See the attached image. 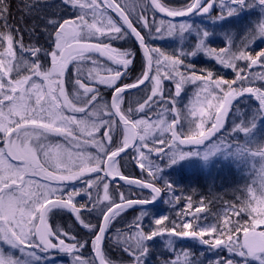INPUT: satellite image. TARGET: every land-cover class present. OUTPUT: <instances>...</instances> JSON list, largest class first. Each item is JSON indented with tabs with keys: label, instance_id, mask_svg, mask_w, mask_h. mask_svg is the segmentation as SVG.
Masks as SVG:
<instances>
[{
	"label": "snow or ice",
	"instance_id": "6c2138e0",
	"mask_svg": "<svg viewBox=\"0 0 264 264\" xmlns=\"http://www.w3.org/2000/svg\"><path fill=\"white\" fill-rule=\"evenodd\" d=\"M20 3L22 12L39 16L40 22L30 29H15L9 23L10 0H0V264H32L33 260L41 259L37 252L52 251L69 254L73 264H117L105 250L106 234L118 216L137 206L141 212L134 217L129 231L117 228L114 233L113 243L131 257L128 264H144L150 254L147 242L157 237L173 241L190 238L207 246L208 252L227 251V257L218 254L206 264H264V169L260 170L259 194L255 188H247V196L239 205L228 204L227 210L217 214L211 224L200 223L199 214L206 211L204 201L198 202L192 211L193 201L189 196L186 207L176 211L175 218L167 215L156 218L150 229L144 225L146 206L154 204L162 191L174 192L169 182L162 187L154 183L161 178L163 169L159 162L149 158L150 154L164 159L165 167L199 155L179 147L189 144L204 145V159L220 152H232L244 158L247 147L233 143L228 136L236 132L247 135L255 130V123L234 125L230 133L217 135L225 126L233 101L251 95L258 101L264 117V87L256 83L264 82V71L251 72L255 66L264 69V50L251 54L246 46L237 50L230 45L212 48L201 39L195 51L187 55L202 52L231 69L235 77L228 80L218 78L208 69L197 74L194 66L184 62L186 53L168 54L149 45L147 40L171 38L188 31L190 25L176 21L177 17L209 14L216 6L222 9L220 18H225L246 7L247 0H188L179 8L167 6L164 0H60L56 5L53 0H20ZM255 3L264 7V0ZM62 10L77 14L62 19L59 17ZM109 10L119 19H114ZM156 12L163 15L157 19ZM37 30L49 39L50 49L39 41L25 44L22 31H30L34 37ZM129 35L135 37L143 52L144 66L135 80L123 83L122 78L132 67L136 53L117 49L101 39H125ZM207 35L205 32L204 36ZM258 35L264 38V23L259 25ZM251 42L250 37L249 46ZM90 53L110 62L111 67H105L92 61L94 66L85 77L90 84L112 88L110 104L98 100V87L86 86L79 77L75 84L83 90L80 96L86 99L78 102L65 89L69 64L89 59ZM41 55L48 57L50 66L41 63ZM240 61L245 62V67H240ZM165 80L174 85V93L168 96L165 92L170 90L164 87ZM188 84L195 85L196 90L186 109L180 110L176 98ZM141 85L147 89L143 101H136L135 107L130 103L127 110L123 109L126 90ZM146 109H157L153 121L134 118L137 113L147 116ZM182 120H188L187 132L177 127ZM121 126L122 140L110 147L116 129ZM102 128L106 130L98 137L96 133ZM157 131L161 136L159 143L167 144L168 151L155 147V138L149 145V138ZM164 133H170V138L164 137ZM50 136L62 137L63 142L52 143ZM206 141L212 143L205 144ZM89 148H95L96 153L88 151ZM128 148H132L136 163L149 179L143 176L130 179L118 170L117 158ZM145 148L147 153L143 151ZM249 154L264 159V147ZM90 173L96 175L85 179ZM108 177H118L129 186L126 192L116 189L119 200L109 191ZM73 181L85 186L63 191L65 182ZM135 189H148L149 195ZM82 193L89 196L88 203L77 202ZM180 199L173 195L167 203L174 208ZM101 208L102 222L98 225L89 223L82 215ZM56 209L71 212L81 227L92 233L90 239L77 240L72 233L51 227L49 215ZM89 245L92 255L82 256V250ZM167 251L170 255L157 257V264H205L204 253L197 255L190 249L177 252L175 247Z\"/></svg>",
	"mask_w": 264,
	"mask_h": 264
},
{
	"label": "rangeland",
	"instance_id": "374dc122",
	"mask_svg": "<svg viewBox=\"0 0 264 264\" xmlns=\"http://www.w3.org/2000/svg\"><path fill=\"white\" fill-rule=\"evenodd\" d=\"M255 6L254 12L251 9H247V7ZM247 9L243 10L239 8L236 11V14L232 16H227L220 20L218 23L223 24V28L218 29L216 32V36H214L210 31L211 29L206 30L201 26L197 27L192 22H187L190 25L188 31L180 35H174L173 37H165L172 41H176L175 43L186 46L188 48L186 53V58L191 62L194 60L192 66L194 69H208L213 71V73L218 78H224L231 80L235 77V73L228 68H224L221 65L217 64L213 59L207 57L202 52H197L195 55H187L188 53H192L195 51L196 44L199 43L201 39H204L205 45L210 46L212 48H225L229 45L233 50L239 49L241 46H246L247 51L251 54L258 53L259 51L264 50V38L259 37L258 29L261 23H264V7L259 6L255 3V0H247V6L244 7ZM75 11H72L69 14H66L65 17L71 18L76 15ZM249 17H248V16ZM234 18L236 20L235 23L227 24ZM239 21V22H237ZM208 35L205 37L204 33ZM256 32V36H252V33ZM251 37V43L249 46V38ZM195 39V40H194ZM217 40L215 45L214 43H210V40ZM105 40V39H101ZM123 40V39H116ZM26 56V55H25ZM200 60V61H199ZM245 62L240 61V67H245ZM2 70V69H0ZM264 71L259 66H255L251 69L252 73H257ZM199 74V73H197ZM249 72H245V75H248ZM15 74L13 73V76ZM171 82V81H170ZM259 87H264V82L257 81L256 82ZM196 90V86L192 84L185 85L181 97L176 100V106L180 110H185L190 100L193 98V93ZM171 116V114H169ZM168 116V118H169ZM189 119H191L189 117ZM255 123L257 127L251 133L247 135L236 132L228 136V139L233 143H239L245 145L247 147L246 154L244 158H239L234 155L232 152H220L210 156L208 159H204L203 151L204 145H181L179 146L181 149L188 152H197L199 155L191 156L186 158L183 161H179L174 165L173 171L176 173V181L171 180V183L174 186V192L170 195H175L181 197L179 203L175 204L173 208L170 204L167 203L169 198H165L163 204L160 208L149 211L145 215L144 225L146 229H150L153 227V220L156 218H161L162 216H169L171 218H175V212L182 210L186 207V199L187 197H191L193 201V209L198 206V202L204 201L206 206V211L200 213L199 215L202 217L200 223L202 224H211L215 221L217 214H222L225 210H227V205L231 203H235L239 205L241 200L247 196V188H255L257 193L261 191L260 188V170L264 169V159L259 157L258 155H253L249 153H258L261 147H264V117L261 116L260 105L258 101L252 97L251 95H245L237 99V101H233V106L229 111V115L225 118V126L221 130V133L217 135L220 136L224 133H230L231 129L234 125L239 124H251ZM178 129H182L184 132L188 131L189 123L188 120H182L181 124L177 126ZM169 133H164V137H169ZM159 138H161L160 133L157 138V143L155 147L157 148H165V151H168V145H161L159 143ZM183 138V137H182ZM213 140H216V137H213ZM151 143V142H150ZM212 141H206L205 144H210ZM2 147V146H1ZM161 167L163 169L161 173L160 179H168V173L172 171L171 166L165 167L166 161L161 159ZM219 169L222 172L223 182L219 186H214L209 193V197L206 196H195L196 187L195 184L188 183L186 184L181 181L179 176V172L193 171L198 168L203 171L212 170V168ZM174 173V174H175ZM174 174H171V179ZM220 178V179H221ZM165 182V181H164ZM243 219H247L246 216L242 217ZM233 219H241V217H233ZM242 235V234H240ZM115 238H113L114 240ZM147 245L150 247L149 258L144 261V264H157V257L167 258L170 255V252L167 251L170 247H175L177 252L181 249L183 250H191L197 255L200 253H204L205 264L208 260L214 259L218 254L222 257H227V251H219V252H208L205 245H202L196 241H193L190 238L177 239L175 241L157 237L154 241H148ZM235 259L239 260V257H235Z\"/></svg>",
	"mask_w": 264,
	"mask_h": 264
},
{
	"label": "flooded vegetation",
	"instance_id": "af4514ba",
	"mask_svg": "<svg viewBox=\"0 0 264 264\" xmlns=\"http://www.w3.org/2000/svg\"><path fill=\"white\" fill-rule=\"evenodd\" d=\"M60 0H53V5L59 4ZM164 3L167 6H173V7H182L184 5H186L188 3V0H164ZM251 9L254 12L255 6H251V7H247V9ZM243 10H246V8H242ZM238 10V9H237ZM222 9L219 7L214 6L212 11L209 14H204V15H200V14H193L191 17L183 20V21H179V22H183V23H187V22H192L193 24L197 27V25L206 29V30H213L210 31L214 36H216L217 34L214 33V31H217L218 29H221L225 26H223V24L218 23L220 20H222L223 18H220V14H221ZM71 12V10H62L59 12V17L62 19H67V17H65L66 14H69ZM249 12V11H247ZM109 14L112 15L111 10H109ZM154 15L156 16L157 19H159L160 17H158L155 13ZM248 16V15H247ZM113 17V16H112ZM249 17V16H248ZM218 21V22H217ZM236 20L234 18L231 19V21L227 24L224 25H229L231 23H235ZM239 22V21H237ZM39 24V23H38ZM42 27V25H41ZM195 40V39H194ZM213 40H210V43ZM102 43H109V40H101ZM176 41H172L168 38H151L150 39V45L153 47H158L161 50L165 51L168 54H172V55H178L180 52H184L188 49L186 48V46L190 45H186V46H182L179 45L177 43H175ZM217 40H215V42H213L215 45ZM135 43V42H134ZM52 47V45H51ZM50 47V48H51ZM49 48V49H50ZM26 56H28V54H25ZM89 59H86L84 61L81 62H74V63H70L69 66L66 69V76H65V89L67 91V93L69 94L70 98L72 97L73 99H76L78 102L86 99L84 97L80 96V91L82 92L83 90H79L78 86L75 84V80L79 77L81 78L82 82L86 84V86H94V87H98L99 88V93H100V97H98V100H101V102L105 101L108 102V104L111 103L112 100V88L111 87H106L105 85H96L93 83L90 84V82L85 79V77H87L88 74V69L91 68L93 65L92 61L98 62L101 65L105 66V67H111L110 62L106 61L105 59L93 55V54H87ZM137 59L140 60V62H137ZM184 62L188 65L193 64L194 60H192L191 62L188 60V58H186V55L183 57ZM40 61H42V64L47 67L50 66V61L48 59V57L42 55L40 57ZM200 61V60H199ZM144 66V60L141 56V54L139 53V55H136L135 61L132 65V67L130 68V70L128 71L126 77L122 78V82L123 83H131L133 81V78L138 74V67H140L141 71L142 68ZM114 67V66H113ZM196 72L199 73V69H196ZM101 75H104L103 72H101ZM119 83V82H118ZM144 87V86H143ZM140 88L137 91L134 92H130V93H126L124 96V102L122 104V108L127 110L129 104L131 103L134 107L137 106L136 105V101H143V99L145 98L146 94H147V89L145 88ZM164 87L166 89H169V92H165V96L171 95V93H174V85L172 84V82H170L169 80H165L164 81ZM182 95V93H181ZM180 95V97H181ZM180 97H177L176 100H178ZM171 105H169L170 107ZM157 109H146L145 111L147 112V116L145 115V113H137L134 118L139 119V118H144V119H148L149 121H153L155 119V116L153 115V113L156 111ZM76 115L78 117L83 116L82 113H76ZM169 120L172 119L171 116H169L168 118ZM117 120V119H116ZM106 129L102 128L100 130V132L96 133V135L98 137L102 136L103 132ZM170 133H169V137L170 138ZM159 136V132L157 131L155 133L154 137L149 138L148 143L151 146V139L155 138L157 139ZM123 138V134H122V126L117 128L114 136H113V145L111 146H115V144H118ZM49 141L52 143H57V142H63V138L62 137H56V136H50L49 137ZM136 143H138V141H136ZM2 145H0L1 147ZM167 147H165L164 149H166ZM88 151L92 152L93 154L96 153V149L95 148H89ZM143 151H145V153H147V149H143ZM162 155V154H161ZM135 153L132 151V149L130 151H128L127 153H125L122 157L118 158V164H117V168L118 170L121 172V174L125 175L126 177L130 178V179H139L141 178V176H143L145 179H149L147 177V172L143 171L140 166L136 163L135 159H134ZM149 158L153 161H157L159 163H161V159L157 157V155L155 153L150 154ZM172 171H170L168 173L169 178L168 179H158L157 181H154V183L156 184V186H163V184L165 182H171V180L176 181L175 177H176V173L175 171H173L174 169V165L171 166ZM174 174L173 178L171 179V174ZM95 173H90L88 174L87 177H85V179H89L90 177L95 176ZM99 175H103V173H100ZM178 178H180L178 176ZM181 181L183 180V182H185L186 184H188L189 182L186 181V179L184 178H180ZM165 181V182H164ZM85 185L80 182V181H73V182H65L64 184V188L63 191L67 192V191H71L73 189L79 190L82 189ZM117 188L120 189V191H128L129 190V186L121 184L119 182H111L110 183V187H109V191L110 193L113 195V197L116 200H119V193L117 192ZM136 192H140L142 190L140 189H135ZM143 194H148L147 192L143 191ZM170 195L172 193H169ZM101 195H102V186H101ZM162 195V193H161ZM135 198V197H133ZM77 202L78 203H88L89 202V196L85 193H82L80 196H78L77 198ZM160 203L156 206H154L153 208L148 209V211H153L156 210L158 208H160ZM82 215L84 216V218L92 224H96L98 225L102 218V208L101 209H96L94 211H88V212H84L82 213ZM49 224L51 227L62 230V231H67L73 234V236L77 239V240H88L90 239L92 233L87 232L85 229H83L81 227V225L75 220V217L73 216V214L67 210H63V209H56L53 210L50 215H49ZM115 231L111 232V235L113 237L114 236ZM109 231L106 234V238L108 237ZM106 241V240H105ZM5 248H7V246L5 245ZM7 250V249H5ZM90 245L89 246H85V248L82 250L81 255L85 256V257H90L92 255V253H90ZM38 251V250H37ZM16 255H19V253H15ZM37 256H39L41 259L39 260H33L32 264H73V260L72 257L69 254H64V253H59L56 251H52L48 254L46 253H42V252H37Z\"/></svg>",
	"mask_w": 264,
	"mask_h": 264
},
{
	"label": "trees",
	"instance_id": "16d2710c",
	"mask_svg": "<svg viewBox=\"0 0 264 264\" xmlns=\"http://www.w3.org/2000/svg\"><path fill=\"white\" fill-rule=\"evenodd\" d=\"M11 3V11L9 15V23L15 28L20 30L30 29V27L33 24H38L40 22L39 16H27L24 12H22L20 9L23 8V4L20 3V0H10ZM19 5V8H18ZM23 17V19H22ZM151 18V17H150ZM116 19V18H114ZM217 31H214L216 33ZM22 35L24 37L25 44L34 43L36 41H39L40 45H43L45 48H50L51 43L49 39L41 33L39 30L36 31L35 36H31L30 31H22ZM147 36V33H145ZM150 39L147 40V43L150 45ZM109 43L121 50L125 49H131L133 52L136 53V55H139V51L136 47V44L134 41L127 36L123 40H109ZM213 43V41H212ZM27 54V53H25ZM42 56V55H41ZM137 62H140L139 59H137ZM42 63V61H41ZM141 69L138 67L137 75L133 78H135L140 74ZM222 172L216 168H212V170L209 171H203L201 169L193 170V171H186V172H179V177L186 179L191 184H195L196 192L195 196H206L209 197V193H211V190L214 188V186H219L223 182ZM221 178V179H220ZM148 194H145L147 196ZM165 198L170 199V194L166 191H162V201L160 203V206L163 204ZM141 212V209H131L124 213H122L120 216H118L113 221V227L109 229L108 237L105 241V250L107 251L110 258L119 264V262H122V264H128V262L131 260V257L120 250L114 243H113V237L111 235L112 231H116V229H120L122 232H128L129 231V225L133 222L134 217L139 215ZM145 212H148V209H145ZM145 224V223H144ZM149 247V245H148ZM150 248V247H149ZM91 253V250H90Z\"/></svg>",
	"mask_w": 264,
	"mask_h": 264
},
{
	"label": "water",
	"instance_id": "95a60500",
	"mask_svg": "<svg viewBox=\"0 0 264 264\" xmlns=\"http://www.w3.org/2000/svg\"><path fill=\"white\" fill-rule=\"evenodd\" d=\"M112 14L117 18V19H119L117 16H116V14L114 13V12H112ZM158 17H161L163 14H160V13H158V12H156L155 13ZM193 14H195V13H192V14H190L189 16H186V17H177V18H175V20L176 21H183V20H185V19H187V18H189V17H191ZM166 20L167 19H172V18H165ZM130 36V35H129ZM132 39H133V41L135 42V44H136V46H137V48H138V51H139V53L141 54V56H142V58H143V60H144V57H143V52H142V50H140V48H139V44H138V42H136V40H135V37H132V36H130ZM90 54H93V55H96V56H98V54H96V53H90ZM102 58V57H101ZM103 59H105L106 60V58H103ZM107 61V60H106ZM143 87V85H141V86H139V88L138 89H131V90H126V93H130V92H134V91H137V90H139L140 88H142ZM125 93V94H126ZM116 119H117V121H118V117H116ZM134 143H136V142H134ZM132 148H128V149H126V153L128 152V151H130ZM125 153H121V156L120 157H122L123 155H124ZM120 157H118V158H120ZM117 158V159H118ZM108 180H110L111 182H119V183H121V184H125L124 183V181H122V180H119V178L118 177H116L115 179H113L112 177H108L107 178ZM126 185V184H125ZM128 186V185H127ZM144 191H146L147 193H149V190L148 189H144ZM161 197V196H160ZM160 202V198H158L156 201H155V203L154 204H151V205H148V206H146V208H149V207H153V206H156L158 203ZM135 208H140L139 206H137V207H134V208H132V209H135ZM101 222H102V220H101Z\"/></svg>",
	"mask_w": 264,
	"mask_h": 264
}]
</instances>
